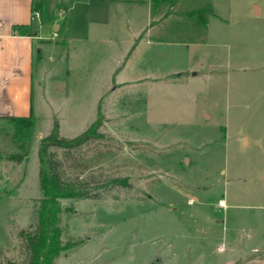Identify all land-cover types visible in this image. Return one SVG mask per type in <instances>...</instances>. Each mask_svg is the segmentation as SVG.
<instances>
[{
  "label": "rangeland",
  "instance_id": "rangeland-1",
  "mask_svg": "<svg viewBox=\"0 0 264 264\" xmlns=\"http://www.w3.org/2000/svg\"><path fill=\"white\" fill-rule=\"evenodd\" d=\"M106 5L42 1L43 23L79 16L65 46L42 59L59 133L73 137L98 117L102 133L51 148L62 179L99 193L62 200L61 240L78 244L56 264H264V0H151L150 22L125 55L126 30L81 27L88 9L102 14ZM6 124L0 148L11 137L13 152L24 145L26 155L2 159L28 174L16 190L12 166L0 167V264H22L19 231L36 224L38 145L51 130L43 119L15 139Z\"/></svg>",
  "mask_w": 264,
  "mask_h": 264
},
{
  "label": "crops",
  "instance_id": "crops-1",
  "mask_svg": "<svg viewBox=\"0 0 264 264\" xmlns=\"http://www.w3.org/2000/svg\"><path fill=\"white\" fill-rule=\"evenodd\" d=\"M43 0H0V135L2 128L7 127L8 117H26L32 111L35 128L36 123L44 119L47 128L52 129L55 119L61 123V116L55 104L49 95L48 89L45 88V74L42 66V59L49 48L53 46H65L66 35L69 33L70 27L74 20L79 16L70 14L67 19L61 14L52 16L51 23H43L42 13ZM103 2L104 0H100ZM106 7L100 14L99 12L91 13V9L84 13V22L81 27L85 29L93 24L107 25L113 23L119 28L126 30L130 35L127 45L128 52L132 42L147 28L151 19V0H105ZM185 0H177V4L184 6ZM33 6L41 11L40 20H34L31 17ZM134 7L140 12L136 17L129 16V9ZM253 11L255 14L261 13V8L254 4ZM99 13V14H98ZM101 16V17H100ZM75 22L76 30L81 31V27ZM208 24V22H207ZM48 28L56 32V36L52 37V33L48 34ZM62 32L63 38L58 39V33ZM144 33V32H143ZM57 37V38H56ZM208 37V31H207ZM49 38L57 40V43L48 42ZM123 57V56H122ZM121 60L115 66V69L121 63ZM114 69V71H115ZM111 81L107 87L112 83ZM38 92L36 101L35 96ZM38 100V101H37ZM9 126V125H8ZM13 126V125H12ZM10 148L4 151L0 148V167L7 164L12 166L15 173V189L19 178L27 179V171L22 168V174H18L19 164L12 161L2 159V157L15 151V145L11 137ZM14 153V152H13ZM32 171L31 174L32 175ZM3 178V177H2ZM1 179V177H0ZM6 184L5 176L0 180V189L2 184ZM6 192V189H4ZM17 190V189H16ZM16 213L13 218H15ZM12 220V219H10ZM4 225L3 233L6 231ZM3 238V237H2ZM1 242V239H0Z\"/></svg>",
  "mask_w": 264,
  "mask_h": 264
},
{
  "label": "trees",
  "instance_id": "trees-1",
  "mask_svg": "<svg viewBox=\"0 0 264 264\" xmlns=\"http://www.w3.org/2000/svg\"><path fill=\"white\" fill-rule=\"evenodd\" d=\"M15 129L14 138H18L24 131L29 138L33 129L34 119L32 111L26 117H8ZM101 119L92 121L82 132L73 137H64L59 133V124L55 120L51 131L44 136L38 145V183L41 197L36 209V224L30 231H19L24 239L28 257L22 264H56V258L64 251L78 243H63L61 240V213L67 210L62 205L63 199L69 198H98L99 193L89 192L83 181L64 180L60 174L61 161L52 147L71 149L85 142L102 136L99 131ZM17 152L9 155V159L21 162L26 155L24 145H18ZM23 152V153H22ZM114 182V179L108 180ZM6 264H19L7 261Z\"/></svg>",
  "mask_w": 264,
  "mask_h": 264
},
{
  "label": "built area",
  "instance_id": "built-area-1",
  "mask_svg": "<svg viewBox=\"0 0 264 264\" xmlns=\"http://www.w3.org/2000/svg\"><path fill=\"white\" fill-rule=\"evenodd\" d=\"M32 19L39 21L40 17H41V11L39 8H37L36 6H33L32 9V14H31ZM56 36V32H53L52 37Z\"/></svg>",
  "mask_w": 264,
  "mask_h": 264
},
{
  "label": "water",
  "instance_id": "water-1",
  "mask_svg": "<svg viewBox=\"0 0 264 264\" xmlns=\"http://www.w3.org/2000/svg\"><path fill=\"white\" fill-rule=\"evenodd\" d=\"M185 162H186V160H185Z\"/></svg>",
  "mask_w": 264,
  "mask_h": 264
}]
</instances>
